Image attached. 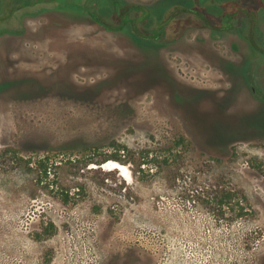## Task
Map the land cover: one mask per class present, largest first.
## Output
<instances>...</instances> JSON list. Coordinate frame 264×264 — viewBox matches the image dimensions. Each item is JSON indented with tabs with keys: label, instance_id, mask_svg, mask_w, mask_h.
Masks as SVG:
<instances>
[{
	"label": "rangeland",
	"instance_id": "rangeland-1",
	"mask_svg": "<svg viewBox=\"0 0 264 264\" xmlns=\"http://www.w3.org/2000/svg\"><path fill=\"white\" fill-rule=\"evenodd\" d=\"M254 11L264 48V0H0V264H264Z\"/></svg>",
	"mask_w": 264,
	"mask_h": 264
},
{
	"label": "flooded vegetation",
	"instance_id": "flooded-vegetation-1",
	"mask_svg": "<svg viewBox=\"0 0 264 264\" xmlns=\"http://www.w3.org/2000/svg\"><path fill=\"white\" fill-rule=\"evenodd\" d=\"M133 5V4H132ZM126 9V8H125ZM126 10H128V9H126ZM180 11H191V12H194V11H196L197 12V10H195L194 8H189V7H183V8H180L179 9ZM246 11H248V10H246ZM195 12V13H196ZM123 11L121 10L120 12H119V15L120 16H123ZM253 16L251 17V15L249 16V18L251 19V22H252V25H251V27L253 26V23H255V25L257 24V21H258V14H257V12L256 11H254L253 12V14H252ZM173 16V14L172 15H170L168 18H170V17H172ZM198 16H200V15H198ZM230 16V18H231V14L230 15H226L225 16V18L226 19H230V18H228ZM91 17V16H90ZM202 19H203V23L206 25V26H208L209 28H211L212 30H214V31H218V32H220L222 29H226L227 28V25L230 23L229 21H227L226 23H223V24H210V23H208V20L207 19H205V18H203V17H201ZM92 20H94V19H92ZM102 20L104 21V22H106V23H108L107 21H105L103 18H102ZM167 19H165L163 22H165ZM94 21H96V20H94ZM97 22V21H96ZM163 22L160 24V25H162L163 26ZM98 23V22H97ZM100 24H102V23H100ZM124 24H125V22L124 21H122V23L120 24V26H124ZM120 26H116V25H113V29H115V28H118V27H120ZM162 26H160V27H162ZM162 32L163 31H160V32H158V35H161L162 34ZM141 34V33H140ZM157 35V36H158ZM141 36L142 37H144V38H151L150 36H148V35H145V34H141ZM145 36H147V37H145ZM253 36H254V40H253V38H252V35H251V30L248 32V35H245L244 36V38L247 40V42L249 43V45H250V49L252 50V51H258V52H260V53H262V54H264V48L263 47H261V45L260 44H258V42L256 41V39H255V33H253ZM254 41H255V43H257L258 45H259V47H261V48H258L257 46H255V44H254ZM226 62V61H225ZM228 62H230V61H228ZM232 63V62H231ZM233 66H237V64H235V63H233ZM221 68H223V70H226L225 69V67H224V64H223V67H221ZM220 69V68H219Z\"/></svg>",
	"mask_w": 264,
	"mask_h": 264
},
{
	"label": "trees",
	"instance_id": "trees-1",
	"mask_svg": "<svg viewBox=\"0 0 264 264\" xmlns=\"http://www.w3.org/2000/svg\"><path fill=\"white\" fill-rule=\"evenodd\" d=\"M132 7H134V5H131L130 8H132ZM135 7H136V6H135ZM137 7H138V6H137ZM125 8H126V6L123 8V10H122L123 12L126 10ZM130 8H128V9H130ZM194 12H196V11H194ZM196 13H197L198 15H200V17H204V15L201 14V12H199L198 10H197ZM89 15L91 16L92 19L96 20L98 23H102V25L105 26L106 28L113 29V25L110 24V23H106V22H104V21L102 20V17H101L98 13H96L95 11H89ZM228 15H230V14H228ZM228 18H230V16H229ZM224 19H226V18L224 17ZM122 21H124V20H122ZM257 22H258V21H257ZM256 25H257V24H256ZM256 25H255V29H254L255 31H256ZM155 31H156V32L153 33L151 36H150V35H148V36H150L151 38H155V37H157L158 32L162 31V29H158V30H155ZM255 31H254V33H255ZM145 37H147V36H145ZM256 44H257V43H256ZM257 45H258V44H257ZM231 137H232V134L229 133V135H228V136H225V138H223L222 141H225V140L228 141V140H230ZM46 157H48V156H45L44 159H45ZM39 163H40V166L44 168V171H46V165H45V163L43 162V159H40V160H39ZM233 195H234V193L231 192V191H225V192H223V194L221 195V197H220L219 200H218V203H219V204H227V205H229L231 199L233 198ZM241 209H242V208H241ZM243 213H244V212H243L242 210H239V214H243Z\"/></svg>",
	"mask_w": 264,
	"mask_h": 264
},
{
	"label": "water",
	"instance_id": "water-1",
	"mask_svg": "<svg viewBox=\"0 0 264 264\" xmlns=\"http://www.w3.org/2000/svg\"><path fill=\"white\" fill-rule=\"evenodd\" d=\"M130 7H131V5H127V6H126V9H128V8H130ZM203 18L207 19L205 16H204ZM254 29H255V23H253V26L251 27V35H252L253 40H254L253 33H254V31H255ZM254 44H255V46H257L258 48H261V47H259V45H257V44L255 43V41H254Z\"/></svg>",
	"mask_w": 264,
	"mask_h": 264
},
{
	"label": "bare ground",
	"instance_id": "bare-ground-1",
	"mask_svg": "<svg viewBox=\"0 0 264 264\" xmlns=\"http://www.w3.org/2000/svg\"><path fill=\"white\" fill-rule=\"evenodd\" d=\"M11 238H12V236H11ZM14 238V237H13ZM13 240V239H12Z\"/></svg>",
	"mask_w": 264,
	"mask_h": 264
}]
</instances>
